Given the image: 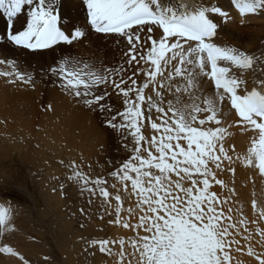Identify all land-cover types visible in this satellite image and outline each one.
<instances>
[{"label": "snow or ice", "instance_id": "obj_1", "mask_svg": "<svg viewBox=\"0 0 264 264\" xmlns=\"http://www.w3.org/2000/svg\"><path fill=\"white\" fill-rule=\"evenodd\" d=\"M231 4L241 16L264 13V0ZM72 9L85 13L83 24ZM0 17L6 22L0 66L8 69L0 77L33 90L48 80L96 114L101 129L116 135L118 153L128 154L106 160L107 175L92 176L91 164L85 171L83 162L59 161L65 183L89 209L98 203L99 220L107 215V224L134 232L131 238L85 240L84 250L106 254L113 264H132L129 256L136 264H232L233 248L239 252L241 239L250 241L249 225L264 221V208L250 220L240 209L234 219L231 206L238 198V167L264 176V55L216 42L229 12L215 0H0ZM93 34L118 45L123 39L120 59L106 64L101 47L91 57L75 50L90 48ZM9 46L28 56L50 54L51 63L30 71L27 59L21 65ZM228 113L236 119L229 122ZM236 129L253 133L243 155L231 139ZM79 211L90 217L85 208ZM10 229L11 206L0 204V233ZM258 234L264 237V229ZM0 254L28 264L9 244L0 245ZM247 254L264 264L250 243Z\"/></svg>", "mask_w": 264, "mask_h": 264}, {"label": "rangeland", "instance_id": "obj_2", "mask_svg": "<svg viewBox=\"0 0 264 264\" xmlns=\"http://www.w3.org/2000/svg\"><path fill=\"white\" fill-rule=\"evenodd\" d=\"M61 2L57 0V3ZM77 11L74 18L80 25L85 21V13ZM26 18V15L19 17L20 23L15 24L13 30L22 28ZM229 23L224 26L231 30ZM5 28L6 22L0 17V34ZM256 28L241 27L240 32L256 37ZM89 44L90 48L77 45L75 50L91 57L95 49L101 47L105 50L106 64L118 61L125 47L123 39L118 45L114 38L104 40L97 38V34H93ZM7 51L18 58L21 65L27 59L29 70L37 73L41 66L52 60L50 54L28 56L26 50L14 46H9ZM6 70L0 66V71ZM37 80L40 81L38 74ZM47 104L52 105V110H44ZM231 139L236 151L245 154L246 150L237 147L236 139ZM101 143L105 145L103 152L98 150ZM118 147L116 135L109 129H101L96 114L76 105L48 80L40 81L33 90L24 85L9 84L7 78L0 77V204L11 206L15 226L14 231L10 229L0 233V245H11L28 264H113V258L106 254L94 249L85 251L84 241L131 238L134 232L107 224V215L104 221L99 220L98 216L103 213L98 210V203L89 209L86 198H82L75 187L65 183L66 169L59 161L63 160L65 164L70 160L83 162L85 171H89L86 165L91 164L92 176L107 175L106 160L128 155L122 150L118 153ZM221 178L231 186L227 175ZM234 179L238 193V198L231 205L234 219L238 215L237 209L250 220L256 219L259 209L264 208V176L254 167L241 166L237 168ZM212 190L227 195L219 186ZM253 200L257 201L256 209L252 207ZM82 207L90 212V217L81 215L79 209ZM80 224L85 227L81 228ZM261 229H264V221L249 225L250 241L241 239L242 250L239 252L233 248L232 264H258L255 256L247 254V247L250 243L258 254L264 255V237L258 234ZM45 257L49 259L45 260ZM128 259L136 264L137 257L129 256ZM0 264L21 262L15 257L0 254Z\"/></svg>", "mask_w": 264, "mask_h": 264}, {"label": "bare ground", "instance_id": "obj_3", "mask_svg": "<svg viewBox=\"0 0 264 264\" xmlns=\"http://www.w3.org/2000/svg\"><path fill=\"white\" fill-rule=\"evenodd\" d=\"M215 2L221 5L223 10L229 12L231 19L228 22H230L229 26L232 27V29L230 30V28L228 29L223 25L218 30L216 42L222 45L240 48L241 50H244L246 52L248 51L249 54H255L258 56L264 55V13L241 16L235 6L231 4V0H215ZM74 10L75 12H73L72 14L73 17H75L78 12L77 9ZM68 11L69 9L66 8L65 12ZM241 27L250 29L257 27L254 30L257 36L254 37L247 35L246 32H240ZM262 67H264V65H262ZM248 76L251 77L252 73L249 72ZM225 111L227 112V110ZM226 118L229 120V122H231L233 119H236L233 113H228ZM252 136V132H241L239 129H236L233 138L236 139L237 147L240 150L244 149L247 152V149L251 146Z\"/></svg>", "mask_w": 264, "mask_h": 264}]
</instances>
